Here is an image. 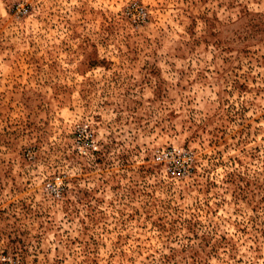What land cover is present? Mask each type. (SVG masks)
<instances>
[{"label":"rangeland","instance_id":"rangeland-1","mask_svg":"<svg viewBox=\"0 0 264 264\" xmlns=\"http://www.w3.org/2000/svg\"><path fill=\"white\" fill-rule=\"evenodd\" d=\"M0 264H264V0H0Z\"/></svg>","mask_w":264,"mask_h":264},{"label":"built area","instance_id":"built-area-1","mask_svg":"<svg viewBox=\"0 0 264 264\" xmlns=\"http://www.w3.org/2000/svg\"><path fill=\"white\" fill-rule=\"evenodd\" d=\"M129 16L132 18L134 26L139 25L145 19L143 8L134 5ZM153 160L163 170L170 179H179L189 174L192 165V156L188 150L177 147H167L155 150L152 155Z\"/></svg>","mask_w":264,"mask_h":264}]
</instances>
